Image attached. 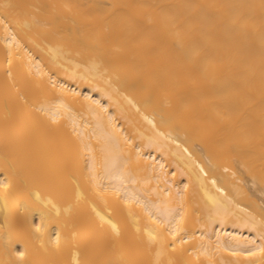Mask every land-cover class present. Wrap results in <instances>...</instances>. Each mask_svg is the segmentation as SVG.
Listing matches in <instances>:
<instances>
[{
	"label": "bare ground",
	"instance_id": "bare-ground-1",
	"mask_svg": "<svg viewBox=\"0 0 264 264\" xmlns=\"http://www.w3.org/2000/svg\"><path fill=\"white\" fill-rule=\"evenodd\" d=\"M239 167L264 0H0V264H264Z\"/></svg>",
	"mask_w": 264,
	"mask_h": 264
},
{
	"label": "rangeland",
	"instance_id": "rangeland-1",
	"mask_svg": "<svg viewBox=\"0 0 264 264\" xmlns=\"http://www.w3.org/2000/svg\"><path fill=\"white\" fill-rule=\"evenodd\" d=\"M196 148L198 150L201 149V147L199 145H196ZM241 167L238 168V173L241 175L242 177V184L244 185V188L246 190V193L252 195L253 197H255L258 202L260 203V205L263 207V215H264V191L262 190V187L259 186L258 184L254 183V181L251 179L250 175L246 172H244L243 170L240 169Z\"/></svg>",
	"mask_w": 264,
	"mask_h": 264
}]
</instances>
